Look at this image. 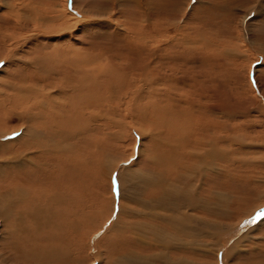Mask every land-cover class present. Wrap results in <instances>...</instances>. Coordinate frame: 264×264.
<instances>
[{
	"label": "rangeland",
	"instance_id": "rangeland-1",
	"mask_svg": "<svg viewBox=\"0 0 264 264\" xmlns=\"http://www.w3.org/2000/svg\"><path fill=\"white\" fill-rule=\"evenodd\" d=\"M0 61V264H264V0H0ZM188 135L226 149L199 187L221 214L174 205L201 230L170 245L158 185L119 178L185 176Z\"/></svg>",
	"mask_w": 264,
	"mask_h": 264
},
{
	"label": "bare ground",
	"instance_id": "bare-ground-1",
	"mask_svg": "<svg viewBox=\"0 0 264 264\" xmlns=\"http://www.w3.org/2000/svg\"><path fill=\"white\" fill-rule=\"evenodd\" d=\"M63 10H64V13H62L61 15H58L57 14L58 16L56 18L53 17V19L56 20V23H57V21L64 20L69 15L72 17L73 20H76L75 19L76 18L75 14H73V13H71L69 11H66L65 8ZM68 19H71V18H68ZM28 107H30V106L28 105ZM90 117H93V116H91V114H90ZM197 126L200 127L199 125H197ZM182 137L183 136H181V138L179 137L178 142L175 140L174 146L167 145V148L166 149L168 150L167 151L168 154H169L168 156H170L169 157L170 162H173L171 164H174L172 167L174 169H176V170H179V169L182 170L183 169L182 172H184L185 176H180L179 178H177V180L171 181L170 183H167L166 186H165V184H163V186H162L161 185V182H159L160 180L158 181V179H157V175H155L156 177L154 178L153 175H146L142 170L141 171H136V172H130V169H127L126 170L127 171V175H122L119 178L120 179V184H121V189L123 190V187L122 186H125L124 184H127L128 186H131V184H134L135 183L136 187L134 188L133 193H136L137 194V193H139L140 190H142V188L140 187L141 186L140 184H142V183H145V186L146 187L147 186H150V185H153V187L155 185H158V187H155V191L156 192L152 193L151 196L145 197L146 198V200L144 201L145 204H143L144 205V208L147 207V209H148L150 207V209H152V208H155V207H157V208L160 207L161 209L164 208V209H167V211H168V209L170 210L172 208L175 210L176 207L174 205H176L178 203H179V205L181 203H184V205H186L187 208H190V210L191 209H196L197 211H204V212H209V213L212 212L213 215L219 216L221 214V209H220L221 200L223 201V199L221 197L222 195H219L218 193H214L213 191L210 190L211 193H209L207 195L204 194V196H201L202 194L200 195V193H199V189H200L199 187H201V184H202V182H201L202 181V177L203 176H206V175H204L205 172H206V168L209 166V169L212 172L213 171H216L217 168H218V166H216L217 165L216 164V160L217 159H221V158H224L225 159V157H226V153H225L226 149L224 150V148L223 149L219 148L221 145L218 147V145L216 144V142L213 141L214 139L212 137H211L212 138V141H205L203 139H196V140H194V139H192L190 137V135H188L187 137L185 136L184 138H182ZM51 146L54 147L53 145H51ZM43 147H45V146H43ZM164 159H165V157H164ZM163 164L164 163L160 161V163H159L160 168L163 166ZM187 173H188V176H186ZM192 174L195 176V178L190 177ZM160 178H162V177H160ZM211 178H213V177H211ZM124 179L127 180V181H130L131 184L128 183L127 181L124 182L125 181ZM171 180H172V178H171ZM153 187L151 189H153ZM131 190H132V187H131ZM133 193H132V195H133ZM140 193H142V192H140ZM132 197H134V195ZM208 197L209 198H212L213 200L216 201V202L214 201L215 202L214 205L216 206V208L212 209V205H210L209 203H207L206 200H208ZM113 198H114V196L112 197V200H114ZM120 198H121V196H120ZM136 198L137 197H135V199ZM121 199H119V203H120V200ZM132 201H133V199H132ZM113 204H114V202H113ZM60 205H61V203H60ZM120 206H121V204H120ZM218 207H219V210H218ZM260 208H262V207H260ZM184 210H187V209H184ZM184 210H183V213H181V210L180 211L175 210V213L173 212V214H174V215L172 214L173 215L172 216L173 220H170L169 221V226H170L169 229H170V231L168 232L169 234H167L168 238H167V236L164 237V243L165 244H167L168 242L170 243V245L173 244V243H175V240H176L175 238L176 237L174 238L171 235H174V232L177 230V227H181V228L185 229L184 231H187L188 230V231H191V232L193 230L196 231V232H197V230H201V225H200L199 228H198L197 225H195V224H197V220H196L197 218H194L193 219L192 218V215L189 214V213H187V212L184 213ZM45 212H47L46 214H48V211H45ZM42 214H44V213L36 214L35 217L38 218ZM127 214H128V212H127ZM155 214H156V212H155ZM116 216H118V215H116ZM141 216H143L144 218L145 217H147V218H149V217L155 218V216H153V213H151V212H149L148 214L143 213ZM174 216L177 217L176 220H174L175 219ZM4 218H6V217H4ZM147 218H145V220H147ZM159 218H160V216H159ZM145 220L143 219L140 222V224H139V227H140L139 230L140 231L141 230L144 231L145 230L144 228H150V229H148V231L153 232V233H157V234L160 235L161 233H164V232H162L163 230H166V228L163 229L165 227V225L163 227H160L159 225H157V227H156L155 226L156 224L154 225L152 221H151L152 223H150L151 225H149V224H146L148 222H146ZM158 221H159V219H158ZM257 224H260V223H257ZM204 226L205 225L203 224V227L202 228H204ZM134 227H135V225H134ZM136 227L138 229V226H136ZM131 228H132V226H131ZM195 228H197V229L195 230ZM205 228H206V226H205ZM179 231H182V230L179 229ZM193 233H195V232H193ZM201 233H204V232H201ZM178 235H180V234H178ZM161 236H162V234H161ZM234 237L235 236H233L231 238L229 237L228 242L226 241L227 242V245L229 246V250H231V251H234L233 250V249H235V244L234 243L237 242V240L235 241L236 238H234ZM232 239H234L233 241H235V242H233V243L230 242V240H232ZM160 241H162V240H160ZM165 244H164V246H165ZM224 247H226V244H225ZM130 256L131 257L126 258V260L124 258V262H128V263H123L122 261H120V264H133V263L134 264H142V262L146 261V260L143 259L145 257H141L140 258V257H137V255H130ZM222 256H223L222 263H228V261H227V254L225 253ZM152 257H154V258H152L150 261L149 260H147V261H149L150 263H159L162 260V258H157L155 256H152ZM162 262L163 263H168L167 262V259H163ZM178 263H179V261H178Z\"/></svg>",
	"mask_w": 264,
	"mask_h": 264
},
{
	"label": "snow or ice",
	"instance_id": "snow-or-ice-1",
	"mask_svg": "<svg viewBox=\"0 0 264 264\" xmlns=\"http://www.w3.org/2000/svg\"><path fill=\"white\" fill-rule=\"evenodd\" d=\"M72 2H73V0H69V6H70V8H71V6H72ZM193 2H194V0H193ZM0 63H3L2 61H0ZM258 216H264V212H260V213H258L257 214ZM255 222V219H253V221H250V223H254Z\"/></svg>",
	"mask_w": 264,
	"mask_h": 264
}]
</instances>
